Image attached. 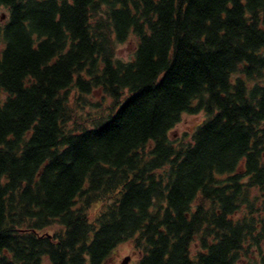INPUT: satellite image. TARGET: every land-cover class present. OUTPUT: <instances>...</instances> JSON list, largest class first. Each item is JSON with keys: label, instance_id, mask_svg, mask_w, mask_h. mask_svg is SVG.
Masks as SVG:
<instances>
[{"label": "trees", "instance_id": "trees-1", "mask_svg": "<svg viewBox=\"0 0 264 264\" xmlns=\"http://www.w3.org/2000/svg\"><path fill=\"white\" fill-rule=\"evenodd\" d=\"M0 8V264H264V0Z\"/></svg>", "mask_w": 264, "mask_h": 264}, {"label": "rangeland", "instance_id": "rangeland-1", "mask_svg": "<svg viewBox=\"0 0 264 264\" xmlns=\"http://www.w3.org/2000/svg\"><path fill=\"white\" fill-rule=\"evenodd\" d=\"M5 12L6 11L4 8H0V16H2V18H4ZM2 18L0 17V19ZM135 45H136V39L134 37H130L127 41L118 44L117 53H116L117 57L123 60L130 59L135 49ZM100 97L101 95L99 94L93 95L89 99V101H94L96 100V98L97 99L99 98L98 101H103V103L109 102L107 97L103 98V100H101ZM204 117L205 116L203 112L183 113L181 115L180 120L172 128L170 134L172 135V137H180L183 135L187 136L191 133V131L195 128V126L203 120ZM126 254L131 255L132 257L129 263L135 264L136 260L138 259L139 254L133 249L132 243L130 241L119 243L116 246L115 250L107 257V259L105 260L103 264H118L121 261V257Z\"/></svg>", "mask_w": 264, "mask_h": 264}, {"label": "water", "instance_id": "water-1", "mask_svg": "<svg viewBox=\"0 0 264 264\" xmlns=\"http://www.w3.org/2000/svg\"><path fill=\"white\" fill-rule=\"evenodd\" d=\"M130 259H131L130 255H125V256L122 258V260L120 261L119 264H128L129 261H130Z\"/></svg>", "mask_w": 264, "mask_h": 264}, {"label": "flooded vegetation", "instance_id": "flooded-vegetation-1", "mask_svg": "<svg viewBox=\"0 0 264 264\" xmlns=\"http://www.w3.org/2000/svg\"><path fill=\"white\" fill-rule=\"evenodd\" d=\"M124 256H125V255H124ZM124 256L121 257V260H122V258H123ZM131 258H132V257H131ZM118 264H119V263H118ZM128 264H130V263H128Z\"/></svg>", "mask_w": 264, "mask_h": 264}]
</instances>
